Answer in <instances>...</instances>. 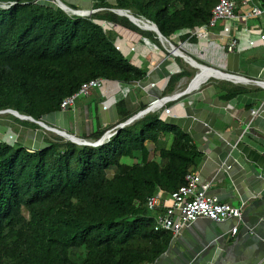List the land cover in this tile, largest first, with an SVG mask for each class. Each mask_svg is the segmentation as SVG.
Instances as JSON below:
<instances>
[{"label":"trees","instance_id":"1","mask_svg":"<svg viewBox=\"0 0 264 264\" xmlns=\"http://www.w3.org/2000/svg\"><path fill=\"white\" fill-rule=\"evenodd\" d=\"M51 1L0 0V110L45 123L61 113L63 98L91 79L119 86L145 81L149 67L134 65L117 48V27L138 33L158 53L168 54L155 33L111 9L149 20L178 47L208 21L217 2L81 0L86 5L81 7L75 0H60L71 9L92 10L81 16ZM252 1L264 8V0ZM192 75L184 68L171 74L162 94ZM227 91L225 98H230L242 89ZM92 107L93 126L79 138L95 142L114 131L98 145L47 135L31 121L3 114L20 125L3 129L13 142L0 139V264H151L166 250L172 234L154 230L146 199L158 189L168 194L182 185L202 152L157 110L118 128L146 107L141 102L134 105L117 94L111 106L115 121L107 125L99 122L96 102ZM28 129L39 131L40 145L22 144L21 131Z\"/></svg>","mask_w":264,"mask_h":264},{"label":"crops","instance_id":"2","mask_svg":"<svg viewBox=\"0 0 264 264\" xmlns=\"http://www.w3.org/2000/svg\"><path fill=\"white\" fill-rule=\"evenodd\" d=\"M80 2L75 0L78 5ZM236 13L235 19H219L206 38L187 37L178 45L196 62L236 79L208 75L190 91L182 93L190 78L182 76L173 90L163 95L171 74L181 68L188 72L191 69L162 43L167 55L158 53L153 44L137 33L140 41L135 37L133 50L127 49L123 37L118 44L128 52L126 56L131 63L149 67L145 81L130 86L106 81L93 97L101 125L115 121L113 104L109 105L107 100L115 99L117 94L134 105L141 102L146 106L163 96L169 97L158 100L160 104L154 110L159 111L163 120L186 132L202 152L196 171L202 182L209 183L208 193L241 208L239 221L215 222L201 217L183 226L172 234L166 250L151 264H264V84L255 83H264V12L246 19L241 10ZM231 39L235 44L228 50ZM144 41L150 44L147 49ZM233 87L242 92L225 98L227 90ZM125 88L128 92L123 95ZM70 108L46 121L66 132L71 129L69 133L79 138L73 133V123L69 124L66 118ZM82 113L86 119L95 116L93 109L90 113L84 109ZM22 138L23 144L31 148L43 141L38 130L28 129ZM235 224L237 230L231 235L230 229Z\"/></svg>","mask_w":264,"mask_h":264},{"label":"built area","instance_id":"3","mask_svg":"<svg viewBox=\"0 0 264 264\" xmlns=\"http://www.w3.org/2000/svg\"><path fill=\"white\" fill-rule=\"evenodd\" d=\"M237 10H241V15L245 19L256 17L264 12V8H259L252 0H217L210 10L208 21L195 29L191 33V36L206 38L209 33L208 30L214 27L219 19H235L237 17ZM144 44L145 49L150 45L148 41H144ZM234 44L235 40L231 39L227 49L231 50ZM193 79L191 78L189 83ZM104 82L106 80L103 78H95L82 83L75 93L61 100L59 104L60 110L66 111L74 104L78 96L87 95L89 90L101 87ZM122 92L125 95L128 89L125 88ZM107 102L109 105H112L115 99L111 97ZM255 113L256 110L253 109L252 114ZM107 133L109 135L106 138L112 135L114 131L111 129ZM208 188L209 183L202 182L198 172L194 170L184 176V183L176 190L165 194L162 189H158L154 194L148 196L146 207L150 215L154 217V230L169 231L171 234H176L183 226L201 217L215 222H223L228 219L239 221L241 218V208L219 201L215 195L208 193ZM236 230L237 224L231 227V235H234Z\"/></svg>","mask_w":264,"mask_h":264},{"label":"water","instance_id":"4","mask_svg":"<svg viewBox=\"0 0 264 264\" xmlns=\"http://www.w3.org/2000/svg\"><path fill=\"white\" fill-rule=\"evenodd\" d=\"M53 4L55 6H57V7H59L60 9H62L63 11L67 12V13L77 14V15H81V16L89 15L92 12V10H90V9L89 10H80V9H76L75 10V9H71L70 7H68L67 5H65L63 2H61L60 0H53ZM111 10L113 12L117 13L118 15L125 16L129 21H131L138 28L144 29V30H149V31H152L153 33H155V36L157 37V39L159 40L160 43L163 44L165 42L168 45V47H169L168 50L170 51V53L172 55L179 56V57L183 58L187 62H188L187 59H189V60L191 59L192 61H194L196 63V65L194 67L197 68L198 72L200 71V67H203V68L210 69L212 71L219 72L221 74L226 75L224 77H227V78H235V76H233V75H230V74L225 73V72H222V71H220L218 69H214V68L205 66L203 64H200V63L196 62L194 59H192L191 57H189L188 55L184 54L178 47L173 46L168 41V39H166L165 37H163L160 34V32L158 31L156 25L154 23L150 22L149 20L134 17L133 15H131L129 13L128 10H125V9H111ZM139 22L143 23L145 26L139 25ZM174 50L177 51V53L174 52ZM198 72H197V74H198ZM197 74H195L193 78H195L197 76ZM244 80H246V79H244ZM255 83H257V84H264V83H260L259 81H255ZM189 84H188L187 88L189 87ZM187 88L185 90H183L182 93L183 92H186L187 91ZM167 99H169V97L163 96V97H161L158 100H160V101L163 100L164 101V100H167ZM154 104L155 103H150L144 109L138 111L137 113H135L134 115H132L131 117H129L128 119H126L124 122L119 123L117 125V127L118 128H121L122 126H125L127 124H130L132 121H134L135 119L141 117L145 113L150 112V111H153L154 108H155V105ZM4 113L11 114L14 117H17L18 119H21V120L31 121V122L37 124L43 130L52 132V133H54L56 135H59V136L63 137L66 140H69V141H71V142H73L75 144H79V145H83V144H85V145H98V144H100V143L103 142V140L107 137V135H109L107 133L108 131H106L97 141H95V142H89V141L83 140L81 138H78V137L74 136L73 134H70V133L66 132L63 129H59V128L54 127V126L47 125L42 120H35L32 117H30V116L22 115V114L18 113L15 110H12V109L0 110V114H4Z\"/></svg>","mask_w":264,"mask_h":264},{"label":"rangeland","instance_id":"5","mask_svg":"<svg viewBox=\"0 0 264 264\" xmlns=\"http://www.w3.org/2000/svg\"><path fill=\"white\" fill-rule=\"evenodd\" d=\"M80 1V0H79ZM109 3H113V0H107ZM53 3V1H51ZM68 3V2H67ZM81 7H84L86 5L80 3ZM80 10H89V9H80ZM220 21V20H218ZM141 23V22H140ZM117 32L119 34L120 37H123L125 41V46L127 47V49L130 47L129 51L133 50L134 47L132 46V42L135 40V37L140 41V37L137 36L138 34L132 31H129L127 29H124L122 27H117ZM144 30V29H142ZM147 31V30H144ZM163 45L169 49L168 45L164 42ZM126 55L128 54V52H125L121 46L118 44L117 45ZM150 47V46H149ZM144 49V48H143ZM154 49V48H153ZM128 56V55H127ZM183 63L189 67V69H191L193 75L188 79V81L183 85L181 91L185 90L191 80V78L194 77V75L198 72L196 70V68H193L192 66H190L189 64H187L183 59H182ZM105 83V82H104ZM104 86V85H103ZM99 90L97 89H91L89 90L87 95H80L78 96L75 101L74 104L71 106V108L66 112V118L68 120V123H73V133L77 136H81L82 133L87 132L88 127H92V120L90 119V116H88V119H86L85 114L82 113V110L87 109L88 112L90 113V111L92 110V104H94V93H97ZM93 99V100H92ZM47 123V122H46ZM20 125V123H17L16 121L13 120V118L10 115H3L0 114V139H4L8 142H13L11 137L9 136V133L6 130L3 129H7L8 126H10L11 128L17 129V127ZM48 125V124H47ZM43 130V129H42ZM66 131V130H65ZM67 131L72 132L71 129H68ZM11 132V130H10ZM44 132L49 135V133L54 134L52 132L46 131L44 130ZM12 134L15 133L12 132ZM21 134H25V131H21ZM13 139H15V137H13ZM23 139V138H22ZM21 139V141H22ZM23 144V142H22ZM36 147V146H35Z\"/></svg>","mask_w":264,"mask_h":264},{"label":"bare ground","instance_id":"6","mask_svg":"<svg viewBox=\"0 0 264 264\" xmlns=\"http://www.w3.org/2000/svg\"><path fill=\"white\" fill-rule=\"evenodd\" d=\"M139 25H143V26H145L143 23H140L139 22ZM174 52H176L177 53V51H175L174 50ZM188 60V62H189V64L191 65V66H195L196 65V63L194 62V61H192L191 59L189 60V59H187ZM208 75H214V76H220V77H224V76H226V75H224V74H221V73H219V72H215V71H212V70H210V69H206V68H203V67H200V71L198 72V74H197V76L192 80V82L189 84V87L187 88L189 91L192 89V88H194L196 85H198V83L202 80V79H204L205 77H207ZM209 77V76H208ZM206 79V78H205ZM236 79V78H235ZM160 101H157V102H155V104L154 105H159L160 103H159Z\"/></svg>","mask_w":264,"mask_h":264}]
</instances>
